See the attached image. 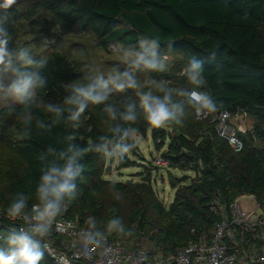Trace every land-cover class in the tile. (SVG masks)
I'll use <instances>...</instances> for the list:
<instances>
[{"label": "trees", "instance_id": "obj_1", "mask_svg": "<svg viewBox=\"0 0 264 264\" xmlns=\"http://www.w3.org/2000/svg\"><path fill=\"white\" fill-rule=\"evenodd\" d=\"M14 11L15 24L10 26L14 43L48 59L42 72L47 86L38 92L44 101L60 102L65 95L63 85L84 78L83 68L70 53L73 39L87 36L96 47L109 50L113 44L135 45L147 36L159 37L162 53L179 54V70L193 56L204 61L207 85L201 90L218 102V110L212 114L244 112L253 118L251 128L238 131L243 148L234 152L216 135L210 117L198 119L190 106L183 126L154 128L141 115L133 126L144 137L150 130L154 145L165 147L160 156L168 162L167 168L189 171L193 176L170 175L174 194L165 205L149 174L140 173L137 181H116L113 189V180L104 178L111 173L112 161L89 153L82 161L85 169L77 180L76 198L67 206L70 217L77 215L81 222L94 217L101 228L112 217H120L132 234L114 233L111 238L135 240L143 236L154 251L166 255L209 234L216 221L209 210L214 196L224 201L252 196L264 209V0H18ZM152 74L157 80L187 82L183 75ZM119 96L114 92L109 103L122 107L128 102L126 95ZM8 105L0 107V139L18 158V164L3 172L0 232H6L12 223L4 213L17 192L30 197L29 208L36 202L43 166L39 155L47 145L63 148V138L73 134L77 143L86 146L109 135L108 127L115 123L108 122L102 106L89 105L78 128L62 124L49 135L34 133L30 139H21V125ZM34 112L44 115L39 109ZM136 149L133 156H137ZM136 164L127 156L116 168ZM105 192L120 196L108 211L99 203ZM41 264L55 263L45 254Z\"/></svg>", "mask_w": 264, "mask_h": 264}, {"label": "clouds", "instance_id": "obj_2", "mask_svg": "<svg viewBox=\"0 0 264 264\" xmlns=\"http://www.w3.org/2000/svg\"><path fill=\"white\" fill-rule=\"evenodd\" d=\"M17 3L18 0H0V73L5 74L0 79V98L11 101L8 108L21 125L20 138L30 139L34 133L46 136L62 124L78 128L89 105L102 106L108 122H115L108 127L109 135H102L86 146L77 143L73 134L63 138V148L47 145L39 155L43 166L35 189L36 202L29 208L30 197L17 192L5 209V216L12 223L6 232H0V264H41L53 225L76 198L77 180L85 169L82 161L87 154L122 162L137 147L139 128L133 125L141 115L154 128L183 126L189 106L197 116H202L216 112L218 102L208 91L201 90L207 85L204 61L195 56L181 72L191 88L170 87L166 81L153 78L152 73L169 70L170 60L161 52L159 37L147 36L135 45L113 49L120 55L123 69L114 66L106 74L99 71L88 82L65 83V95L60 102L44 101L38 98V92L47 86L42 72L48 59L37 56L28 46L14 43L10 26L15 24ZM129 90L138 97L139 104L130 101L118 107L109 103L114 92ZM34 109L44 115H38ZM115 185L116 181H111L113 189ZM115 198L119 200V194ZM85 223L79 241L85 255L104 247L109 235L132 234L120 217H112L103 228L94 217H88Z\"/></svg>", "mask_w": 264, "mask_h": 264}, {"label": "built area", "instance_id": "obj_3", "mask_svg": "<svg viewBox=\"0 0 264 264\" xmlns=\"http://www.w3.org/2000/svg\"><path fill=\"white\" fill-rule=\"evenodd\" d=\"M236 115L220 111L196 117L209 116L216 135L234 152H239L243 141L238 131L245 129L231 124V117ZM157 162L168 165L161 156ZM67 210L57 218L48 238L46 254L55 264H264V209L252 196L242 195L232 201L214 196L209 210L216 221L209 234L166 255L154 251L143 236L130 245L127 236L114 239L108 236L104 247L85 255L79 241L88 217L81 222L77 215L70 217Z\"/></svg>", "mask_w": 264, "mask_h": 264}, {"label": "rangeland", "instance_id": "obj_4", "mask_svg": "<svg viewBox=\"0 0 264 264\" xmlns=\"http://www.w3.org/2000/svg\"><path fill=\"white\" fill-rule=\"evenodd\" d=\"M48 43L44 44V48H47ZM119 47L117 44H113L109 50H103L99 47H96L93 41L87 37H79L77 39H73L70 43V53L80 66L83 68L84 78L82 82H88L90 78L95 77L99 71L103 73H107L112 70L114 66H120L121 69L125 67V65L121 62V57L118 53L113 51L114 48ZM168 55L170 60V68L167 73H171L174 77H180L182 69L179 70L178 67V56L176 52L169 51L165 53ZM184 68V67H182ZM5 74H0V79L4 78ZM153 78V74H151ZM141 79H143V75H141ZM156 79V78H155ZM170 87L174 88H188V82L180 84L179 81L174 78L170 79L167 82ZM173 85V86H171ZM126 95V100L128 102L135 101L137 103L138 97L134 94L132 90H129L125 93H120L119 98L121 96ZM113 100V94L110 96L109 101ZM11 101L7 99L0 98V107L10 104ZM230 122L233 126L241 125L245 131L252 127L253 118L249 115H246L244 112H239L238 115L232 116ZM165 147L158 149L150 135V130H148L146 136H138V143L136 153L137 156H133L131 153L128 155V158L136 161V166L117 169L116 166L118 162L112 161L111 173L105 174L104 178L122 181L125 182L127 180L137 181L140 179V173L145 175L149 174L151 178L152 187L157 193L159 199L167 205L173 198L174 190L171 188L169 184V177H180L184 174L193 176L192 172H184L177 168H167L166 166H162L157 162V158L160 156L161 151H163ZM141 163V165L139 164ZM18 164V158L10 151V149L5 145V143L0 139V184L4 182L3 172L6 168ZM116 194L111 192H105L99 199V203L106 207L107 211L110 210L112 202L115 198ZM122 199L120 204L122 203ZM134 239H129L127 242L130 245Z\"/></svg>", "mask_w": 264, "mask_h": 264}]
</instances>
